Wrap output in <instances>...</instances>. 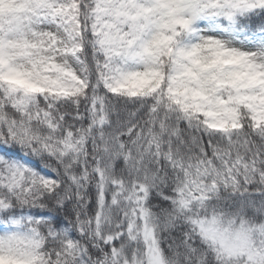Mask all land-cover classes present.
<instances>
[{"label":"snow or ice","instance_id":"6c2138e0","mask_svg":"<svg viewBox=\"0 0 264 264\" xmlns=\"http://www.w3.org/2000/svg\"><path fill=\"white\" fill-rule=\"evenodd\" d=\"M0 264H264V0H0Z\"/></svg>","mask_w":264,"mask_h":264}]
</instances>
